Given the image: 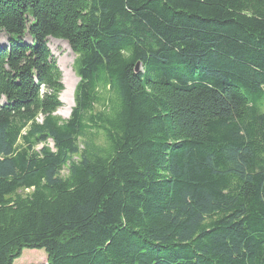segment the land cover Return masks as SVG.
Instances as JSON below:
<instances>
[{
  "label": "trees",
  "instance_id": "1",
  "mask_svg": "<svg viewBox=\"0 0 264 264\" xmlns=\"http://www.w3.org/2000/svg\"><path fill=\"white\" fill-rule=\"evenodd\" d=\"M0 33V264H264V0H0Z\"/></svg>",
  "mask_w": 264,
  "mask_h": 264
},
{
  "label": "rangeland",
  "instance_id": "2",
  "mask_svg": "<svg viewBox=\"0 0 264 264\" xmlns=\"http://www.w3.org/2000/svg\"><path fill=\"white\" fill-rule=\"evenodd\" d=\"M6 41H7V37L2 33H0V46L5 45ZM24 41L28 42L29 39L25 38ZM47 43L52 53V56L55 59L58 68L62 73V84L64 82L69 83L72 90V95H71V90L70 92H65L66 88L63 84L64 90L59 97L60 102H61V96H63L64 99H67V101H69L72 98V105L67 106L61 102L62 106L56 113L57 116L66 120L68 119L71 109L73 107V92L78 82V78L76 77L73 68L75 55L72 53V51L67 46V44L62 41L49 39ZM45 263H46V254L44 253V251H30V250L23 251L21 258L14 262V264H45Z\"/></svg>",
  "mask_w": 264,
  "mask_h": 264
},
{
  "label": "bare ground",
  "instance_id": "3",
  "mask_svg": "<svg viewBox=\"0 0 264 264\" xmlns=\"http://www.w3.org/2000/svg\"><path fill=\"white\" fill-rule=\"evenodd\" d=\"M63 84L66 88L65 92H70V90H71L70 84L66 83V82H64ZM71 95H72V90H71ZM61 102L67 106H70V105H72V98L69 101H67V99H64L63 96H61Z\"/></svg>",
  "mask_w": 264,
  "mask_h": 264
}]
</instances>
